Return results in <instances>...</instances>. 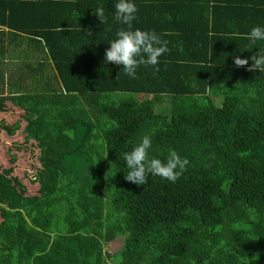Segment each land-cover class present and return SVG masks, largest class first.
<instances>
[{"label":"trees","instance_id":"trees-1","mask_svg":"<svg viewBox=\"0 0 264 264\" xmlns=\"http://www.w3.org/2000/svg\"><path fill=\"white\" fill-rule=\"evenodd\" d=\"M117 2L0 0V113L21 110L37 150V194L16 155L0 172V264H264V71L246 70L264 40L245 38L264 0H131L133 30L168 42L136 78L104 59ZM146 134L151 158L189 160L175 183L125 180Z\"/></svg>","mask_w":264,"mask_h":264},{"label":"clouds","instance_id":"clouds-1","mask_svg":"<svg viewBox=\"0 0 264 264\" xmlns=\"http://www.w3.org/2000/svg\"><path fill=\"white\" fill-rule=\"evenodd\" d=\"M115 9V19L126 25L127 28L122 27L116 32L117 38L110 42L104 59L105 62H111L114 65H123L125 74L136 78L137 69L141 65L156 66L159 63V57L168 51V42L155 31L133 30L132 22L136 18L135 13L138 9L131 0H118ZM95 15L104 23L102 18H104L105 10L103 7H98L95 10ZM55 30L65 31L67 29L58 27ZM245 38L253 44L264 40V27L254 26ZM233 60L236 67L249 65L248 58L242 59L237 55L233 57ZM250 60L252 63L250 67L246 68L247 71H264V53L252 55ZM151 147V136L146 134L131 151L124 154V160L129 169L125 180L140 186L147 183L149 175H153L175 183L187 170L189 160L186 157L182 158L175 150L171 149L165 160L151 158L149 156Z\"/></svg>","mask_w":264,"mask_h":264},{"label":"rangeland","instance_id":"rangeland-1","mask_svg":"<svg viewBox=\"0 0 264 264\" xmlns=\"http://www.w3.org/2000/svg\"><path fill=\"white\" fill-rule=\"evenodd\" d=\"M117 100L116 96L107 95L101 97L102 102H110ZM6 111L0 113V123L5 126L12 128L14 131L10 136H7L3 129H0V172L6 171L10 168L9 159L12 155H16V165L13 168V174L22 184L26 187V193L29 196L37 194L36 186L31 185L24 177L28 175L32 179V174L34 175L37 168L34 157L37 155V150L33 149L28 143H23L25 137L26 121L23 117L21 110L15 109L9 102L5 103ZM17 124L18 129L14 125ZM23 144L21 150L17 151L13 149V145ZM10 149V154L8 150ZM16 151V152H15ZM1 222V217H0ZM123 239L117 238L112 243H107L104 245V251L107 253H115L121 248Z\"/></svg>","mask_w":264,"mask_h":264}]
</instances>
